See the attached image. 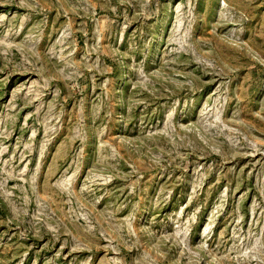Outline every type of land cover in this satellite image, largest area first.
Returning <instances> with one entry per match:
<instances>
[{"label":"rangeland","instance_id":"374dc122","mask_svg":"<svg viewBox=\"0 0 264 264\" xmlns=\"http://www.w3.org/2000/svg\"><path fill=\"white\" fill-rule=\"evenodd\" d=\"M0 264H264V0H0Z\"/></svg>","mask_w":264,"mask_h":264}]
</instances>
